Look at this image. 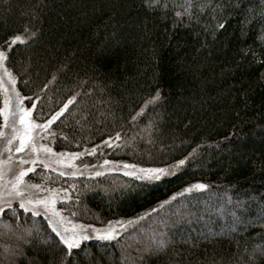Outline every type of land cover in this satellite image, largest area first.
Instances as JSON below:
<instances>
[{"label":"trees","instance_id":"obj_1","mask_svg":"<svg viewBox=\"0 0 264 264\" xmlns=\"http://www.w3.org/2000/svg\"><path fill=\"white\" fill-rule=\"evenodd\" d=\"M15 35L6 66L35 120L75 98L40 142L82 153L76 175L26 179L56 189L70 226L133 223L111 241L86 228L69 258L14 202L0 264H264V0H0V45ZM125 164L172 174L141 181Z\"/></svg>","mask_w":264,"mask_h":264},{"label":"snow or ice","instance_id":"obj_2","mask_svg":"<svg viewBox=\"0 0 264 264\" xmlns=\"http://www.w3.org/2000/svg\"><path fill=\"white\" fill-rule=\"evenodd\" d=\"M25 40V36L15 35L10 37L8 41H5L4 45H0V72H2V75H0V92L4 93L3 99L0 100V118L3 120V126H0V138L5 142L3 152L7 153V158L0 160V217L11 213L14 218H19L16 207H14V202L23 213H30L32 217H47L48 229L58 238L60 245L67 250V255L70 258L73 249H81L82 241L90 239L89 234L85 232L86 228L91 232H96L98 239L111 241L121 234L117 231V226L127 231L128 226L132 225L133 221H108L103 229H96L91 225L84 224H72L71 227H67L66 225L69 221L56 207V189L48 188L45 190L43 183H31L26 179L29 173H35L36 169L34 166L36 165H40L45 170H50L51 172H58L59 176L76 175L75 171L65 172L62 169L64 167L69 169L74 168L75 165L72 161L77 159L82 153H57L46 144L38 142L39 139L44 138L40 135L41 133L50 134L49 126L65 112L75 98H70L63 107L51 115L50 118L44 120L43 123L35 120L33 115V109L36 107L35 103L32 102V108L25 107L23 103L25 98L16 89V78L12 74L11 69L6 66L9 51L14 45L18 43L22 44ZM5 78L8 87H5ZM9 92L11 95H8ZM157 98L154 96L145 103H153ZM36 99L38 100L39 97H36ZM139 114L137 113V115ZM135 118L133 117V119ZM5 128L10 129V131L5 132ZM115 139H120L119 134L116 135ZM110 141L114 143L111 137L109 140L102 141V143L111 146ZM13 148L15 154H22L16 157L15 164L13 163ZM97 148L98 146L93 147L91 152L87 154L91 155L95 153ZM2 154L0 153V155ZM185 159L177 161L176 166L183 165ZM111 163L108 160H104L103 162L104 166ZM56 165H60L61 168H57ZM5 166H7L9 172H6ZM124 168L132 169L126 171L125 175L134 176L136 179L146 182L159 181L164 176L172 174L170 169L167 168H142L128 164H125ZM9 173L10 178L5 179V176ZM103 174L101 171L92 172L93 176H101ZM48 179L52 180L51 177ZM52 182L54 183L55 181L52 180ZM206 187V184L200 182L190 184L184 187L182 192L169 197V200L175 199V196L182 195L183 193L202 190ZM36 190L44 191L45 195H36ZM59 191L66 194V199H71L67 195L68 189L60 188ZM163 203L166 204L168 201L166 200ZM72 215L74 216L75 213H72ZM136 219L138 220L140 217H136ZM3 226L8 228L9 224L4 223ZM23 231L25 234H30L28 229H24ZM23 238V236L19 237V239ZM159 248L161 250L164 248L163 241L160 242Z\"/></svg>","mask_w":264,"mask_h":264},{"label":"rangeland","instance_id":"obj_3","mask_svg":"<svg viewBox=\"0 0 264 264\" xmlns=\"http://www.w3.org/2000/svg\"><path fill=\"white\" fill-rule=\"evenodd\" d=\"M0 75H2V72H0ZM5 87H8V85H7V83H6V78H5ZM8 95H11V93L9 92L8 93ZM3 96H4V93H3ZM0 126H3V120H2V118H0ZM10 131V129H7V128H5V132H9ZM38 142L39 143H41L40 142V139L38 140ZM4 141H3V139L2 138H0V153H3L2 155H0V160H3V159H6L7 158V153L6 152H3V150H4ZM15 143V142H14ZM13 163L15 164V162H16V157L17 156H19V155H22V154H15V152H14V148H13ZM36 166H38V165H36ZM36 166H34V167H36ZM56 167L57 168H61V166L60 165H56ZM5 170H6V172H9V170H8V168H7V166H5ZM62 170H64L65 172H72V171H75V173H79L78 172V170H80V169H76V168H72V169H69V168H67V167H64ZM81 171V170H80ZM10 178V173L9 174H7L6 176H5V179H9ZM35 194L36 195H39V196H43V195H45V193H43V191H40V190H36V192H35ZM67 227H71L70 226V224L68 223L67 225H66ZM106 226V225H105ZM105 226H103V227H93V228H96V229H103ZM92 235H97V233L96 232H93L92 233Z\"/></svg>","mask_w":264,"mask_h":264}]
</instances>
